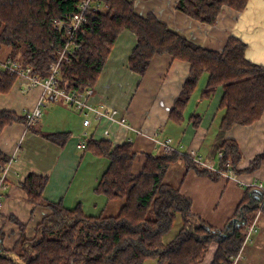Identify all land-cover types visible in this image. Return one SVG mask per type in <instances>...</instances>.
Returning <instances> with one entry per match:
<instances>
[{
	"label": "trees",
	"instance_id": "obj_1",
	"mask_svg": "<svg viewBox=\"0 0 264 264\" xmlns=\"http://www.w3.org/2000/svg\"><path fill=\"white\" fill-rule=\"evenodd\" d=\"M99 1L100 9L88 12L76 32L75 39L81 47L73 50L70 62L62 61L60 65L59 87L79 92L91 88L117 35L129 29L137 37L129 58L134 71L144 73L156 53H168L191 63L182 97L173 109L189 96L199 76L208 73L202 97H209L219 85L224 89L219 104L223 110L220 128L228 129L234 123L249 124L259 118L264 108V66L245 58V43L239 38L230 37L222 51L209 50L171 30L153 14L135 13L133 0ZM246 1L178 0L176 8L212 23L223 5L241 10ZM79 2L0 0V45L11 48L7 57L30 67L34 75L46 76L65 40L64 29L54 21L67 20L78 9ZM15 78V74L0 69V93L6 92ZM13 121L26 123V114L0 111V129ZM92 143L99 155L109 158L94 190L108 200L122 199L118 212L91 215L80 207L66 208L47 202L41 195L45 177L30 173L21 183L29 201L47 206L51 213L37 226L32 239L24 235V225L13 218L19 223L21 234L12 249L0 247V264H143L150 258L157 264H199L213 240L217 241V249L210 264H232L246 226L255 219L259 208L262 193L255 186H246L232 217L241 223L229 229L216 228L191 210V199L165 175L177 159L193 162L194 166L202 164L174 151L145 156L135 172L131 141L112 149L106 140L88 141L87 148ZM218 149L222 154L220 168L226 172L252 171L264 163L263 150L245 169L236 168L241 152L232 139L222 140ZM9 159L0 151V171Z\"/></svg>",
	"mask_w": 264,
	"mask_h": 264
},
{
	"label": "crops",
	"instance_id": "obj_2",
	"mask_svg": "<svg viewBox=\"0 0 264 264\" xmlns=\"http://www.w3.org/2000/svg\"><path fill=\"white\" fill-rule=\"evenodd\" d=\"M177 1L133 0V10L139 15L153 14L171 30L209 50L222 51L230 37H237L245 43V58L264 66V0H247L241 10L223 5L212 23L181 12L176 8ZM136 43L133 31L121 30L91 87L89 102L117 109V121L93 119L85 126L78 110L46 97L42 99L41 116L36 122L29 126L13 121L0 129V151L12 159L0 221L3 250L12 249L21 234L20 225L13 218L24 225V235L32 239L37 226L51 213L47 206L29 201L21 183L30 173L45 177L41 192L45 201L66 208L80 207L86 214H105L108 204L116 200H108L94 190L108 167V156L99 155L94 143L88 148H78L79 141L106 140L110 149L131 141L134 163L140 162L141 167L145 156L167 154L156 140L170 138L176 154L189 160L199 159L202 165L177 159L165 175L191 199L193 212L220 229L226 226L229 229L238 220L232 217L246 186L254 187L258 182L264 185V163L252 171L235 172V178H229L220 168L218 149L222 140H235L241 152L236 168L245 169L264 150V108L259 118L249 124L234 123L228 129L220 128L223 110L219 104L224 89L219 85L209 97H202L208 78V73H202L189 96L173 109L182 97L191 63L168 53H156L144 73H138L129 64ZM167 93L172 97L168 98ZM41 94L39 85L16 77L10 88L0 93V111L22 115L37 104ZM123 116L125 122L120 123ZM97 158L98 163H93ZM95 167L98 171L91 172ZM121 204L122 200L114 214ZM255 220L251 241L241 244L232 264H264V209L257 211ZM216 249L217 241L213 240L199 264H210ZM143 264L157 262L150 258Z\"/></svg>",
	"mask_w": 264,
	"mask_h": 264
},
{
	"label": "built area",
	"instance_id": "obj_3",
	"mask_svg": "<svg viewBox=\"0 0 264 264\" xmlns=\"http://www.w3.org/2000/svg\"><path fill=\"white\" fill-rule=\"evenodd\" d=\"M101 3L99 0H80L78 9L73 12L69 18L63 20H55L54 23L62 27L65 32V40L63 46L57 51V58L49 66V73L44 77L32 74L31 68L23 66L21 63L16 62L11 58H0V69L8 71L10 74H15L16 77L25 79L31 85H39L42 88V94L37 104L29 111H26V124L30 125L36 122L41 116L42 99L48 97L53 102L63 103L69 107L78 110L83 115V124L89 125L93 119L100 120L106 118L111 121H117L115 116L118 110L115 108L107 109L104 105H94L89 102V97L92 93L91 88H85L82 92L76 90H66L58 86V76L60 73V65L62 61L70 62L71 54L74 49L81 47V43L76 41V32L84 24L86 20V14L90 11H96L100 9ZM120 123L125 122V117L119 119ZM104 133L107 135L108 131ZM159 144L163 145L167 153L174 152L175 149L171 146V139L167 138L164 141L156 140ZM77 147L84 149L86 143L79 141ZM222 154H220L221 156ZM193 158V157H192ZM195 158V157H194ZM199 163H202L197 159ZM12 159L2 167L0 171V221L1 211L4 203L3 191L7 187V175L10 170ZM207 166V164H204ZM229 178H235V173L231 170L224 173ZM257 189L262 192V197L259 199L260 212L264 208V185L261 182L254 183ZM256 230V220L254 219L251 223L246 226V233L242 244H246L251 241V236Z\"/></svg>",
	"mask_w": 264,
	"mask_h": 264
},
{
	"label": "rangeland",
	"instance_id": "obj_4",
	"mask_svg": "<svg viewBox=\"0 0 264 264\" xmlns=\"http://www.w3.org/2000/svg\"><path fill=\"white\" fill-rule=\"evenodd\" d=\"M1 29H2V27H1V25H0V32H1ZM11 51V48L10 47H7V46H4V45H0V58L1 59H3V58H5V57H3L4 55H6V54H8L9 52ZM138 159V158H137ZM136 159V160H137ZM98 158L95 160V161H93V163H95V162H97L98 163ZM195 161H197V160H195ZM198 162V161H197ZM100 163H101V161H100ZM199 163V162H198ZM200 164V163H199ZM139 169H140V162H137L136 164H135V166H134V171L135 172H138L139 171ZM98 171V168L97 167H95L91 172H97ZM169 171H170V168H169ZM169 177V176H168ZM121 200L122 199H116V200H114V201H111L109 204H108V206L106 207V209H105V214L106 215H109V214H114L113 212H115V210H116V206H117V204L118 203H121ZM175 228V226L173 227V229ZM173 232H174V230H173Z\"/></svg>",
	"mask_w": 264,
	"mask_h": 264
},
{
	"label": "water",
	"instance_id": "obj_5",
	"mask_svg": "<svg viewBox=\"0 0 264 264\" xmlns=\"http://www.w3.org/2000/svg\"><path fill=\"white\" fill-rule=\"evenodd\" d=\"M241 223V221L238 219V220H234L233 221V224H232V226H236V225H239ZM231 227V226H230Z\"/></svg>",
	"mask_w": 264,
	"mask_h": 264
},
{
	"label": "bare ground",
	"instance_id": "obj_6",
	"mask_svg": "<svg viewBox=\"0 0 264 264\" xmlns=\"http://www.w3.org/2000/svg\"><path fill=\"white\" fill-rule=\"evenodd\" d=\"M167 95H168V98H170V97H172L169 93H167ZM162 96V95H161ZM198 161V160H197Z\"/></svg>",
	"mask_w": 264,
	"mask_h": 264
}]
</instances>
